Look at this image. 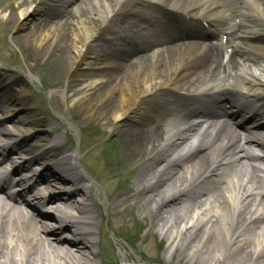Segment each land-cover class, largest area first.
Returning <instances> with one entry per match:
<instances>
[{
    "label": "bare ground",
    "instance_id": "6f19581e",
    "mask_svg": "<svg viewBox=\"0 0 264 264\" xmlns=\"http://www.w3.org/2000/svg\"><path fill=\"white\" fill-rule=\"evenodd\" d=\"M90 1L97 22L92 24V18L78 21L74 29L63 16L78 0H0V14L15 4L4 20L6 25L29 26L25 35L15 39L27 50V69H31L29 60L40 54L48 66L71 61L70 73L97 48L95 62H86L99 71L97 79H90L78 89L72 82L59 96L74 103L76 114L69 118L74 124L66 123L71 133L87 128L85 117L97 125L106 122L115 132L111 142H104L93 152L82 147L64 150L59 145L40 152V144L48 140L41 136L43 133H29L42 128L43 121L34 116L12 118L20 125L13 127L8 125L11 115L0 116V136L14 142L6 153V146L0 148V168L11 165L20 176L29 175L52 158L61 167L83 171L82 181L87 187L52 196V182L65 180L46 165L41 173L19 179L16 186H22V191L17 196L1 193L0 188V264H111V258H107L109 262L106 257L99 259L107 250L100 247L102 226L106 223L112 232H118L121 225L126 228L132 207H136L141 221L149 218L151 236L160 234L169 244L166 253L170 262L164 264L176 260L177 264H264V125L259 127L255 118L245 119L228 110L202 118L187 108L196 99H181L180 95L154 102L153 109L169 107L168 122L165 112L151 109L152 117L150 111L143 112L146 102L139 103L151 94L167 97L171 93H192L215 98V104L217 100L219 105L240 106L234 99L246 95L235 81L231 86L224 83L235 78L231 76L234 72L251 86L257 84L256 80L264 82V55L260 53L264 51V40L261 44L257 41L259 46L250 52L241 48L238 60L231 57L226 63L219 48L198 29L193 30V37L198 38L194 41H175L176 36L167 33L168 38L147 47L127 41L122 31L108 40L105 37L110 29L105 36L99 34L98 44L89 46L90 38H84L104 25L122 0ZM153 1L219 27L225 25L220 0ZM43 5L47 7L42 10ZM240 15L247 25L238 36L244 45V34L245 38H254L264 33V0H248ZM132 16L139 23L145 18L142 12ZM254 67L261 69L260 75L253 72ZM205 87L208 90L204 92ZM0 92L9 104L22 99L14 94V83L4 87L0 83ZM13 109L12 115L17 110ZM0 113L5 115L2 106ZM229 122L232 127H228ZM191 139L195 144L182 154ZM16 156L18 161H14ZM102 191L107 194L103 200ZM28 192L35 193L36 205H51L53 209L61 204L58 208L66 216L58 221L51 214L37 213L32 208L28 211L24 201ZM71 218L78 239L69 234L67 224L63 225V220ZM132 223L137 227L145 224L134 218ZM115 224H119L117 228ZM177 233L179 240L174 237ZM140 238L141 245L146 246V236ZM120 248L119 264H145L135 258L134 252ZM142 255L141 250L139 257Z\"/></svg>",
    "mask_w": 264,
    "mask_h": 264
},
{
    "label": "rangeland",
    "instance_id": "374dc122",
    "mask_svg": "<svg viewBox=\"0 0 264 264\" xmlns=\"http://www.w3.org/2000/svg\"><path fill=\"white\" fill-rule=\"evenodd\" d=\"M78 1L79 2L76 4V6H71L68 9L67 14L63 16L64 22L66 23V21H68L69 28L74 29H76L78 21H85L89 18H92L93 20L91 21V23L95 24L97 21H95L92 12L95 8L94 4L91 3L90 0ZM14 7L15 5L12 4L10 6V9L7 13L4 14V16L0 14V83H4V85L10 81L14 83V94L22 99L18 103H10L8 105L9 107H6V114L1 116H6L7 114L11 115V123H9L8 125L12 126L18 125L17 122H12V118H20L21 120H23L25 117H38L39 119L43 120V122L45 121V126H42V129H39V131H44L46 134L52 137V141L53 136L57 134L53 131L54 125L60 126L61 129L58 131V133L62 136V138H64L63 134L66 130L68 132V135L71 136V133H69L70 130L65 125V120H69L71 114H76L73 110L74 103L71 102L70 99L63 100L59 96V94L61 92H66L68 84L72 82H75L77 84L76 87L78 89L81 84L87 83L90 79H97L96 74L99 71L97 69L88 67L86 62H95L94 55L98 53V50L95 49L97 52H94V50L91 51L88 58L83 62H78L77 68L73 69L70 73L69 71L71 70V61H67L66 65H62L60 63L57 65H53L54 67L52 65L48 66L46 64V58L42 57L40 54L34 59L29 60L31 69H27L25 66L27 50L24 49L23 46H20V44H17L15 42V39L21 35H25L29 30V26L21 28L14 25L8 26L4 23L5 18L10 15L9 12ZM136 7H138V4H136ZM125 8L129 9L130 7L126 6ZM139 8L135 9L134 7H132L131 10L132 12L139 13L142 10L140 5ZM41 9L43 10L45 9V7L42 6ZM126 11L127 10L122 12L125 13ZM145 19L149 20L150 17H145ZM134 23L136 24L138 23V21H135ZM98 30L99 26H97L93 30L90 35L91 37L86 36L84 40H88L90 38L89 43L92 44L95 40L94 34ZM71 54L74 55V52L71 51ZM84 55L86 56V53H84ZM13 64H15L16 66H13ZM63 66L65 68L64 71ZM262 89H264V85L259 88V91H261ZM148 100L155 101L156 99L149 97ZM0 101H2V98L0 99ZM27 102H29L30 105H26ZM22 103L24 106L22 105ZM130 106L131 104L128 107ZM151 106L152 105H150V103H148V107H146L145 104L143 106V112H146L147 110L150 111ZM14 107H16L17 110L15 114L12 115V113L14 112ZM84 123L85 126H87V128H84V130L88 132L89 140L92 138V134L95 135V137L101 136V138H98L99 140H97V142L95 143L97 144L98 149L102 147L104 142H111L115 138V132L109 130V127L105 124L106 122H102L97 125L95 123V120L89 117H85L83 119V124ZM101 129H104L105 132H101ZM94 132H96V134ZM72 141L77 147L80 145L78 141H75L74 137H72ZM92 141L95 142V139H93ZM61 142L63 141L61 140ZM83 145L89 147L93 144L91 141H84ZM115 158L119 159L118 153L115 154ZM132 182L133 178H131L130 184H132ZM10 189L11 187H8L7 191ZM31 200L33 201L32 196L30 197V201ZM30 205H32L33 207L35 203H30ZM131 211V216H127L126 218V228H122L121 225L118 232H112L108 228L104 229V227L102 229L103 235H106V239L102 238V247H106L107 250L105 251V254L109 255V258H111L110 261H112L111 263H120V247L122 246L125 247L129 252H134L137 256L135 258H137L139 261L144 262L145 264H164V262H170L169 254L168 252L166 253L169 244L165 240H162L160 234L156 238H153V236H151L153 234H151L149 218L141 221L136 207H132ZM133 218L134 220H137L139 224L145 222V224H142L143 227H137L138 225H134V223H132ZM118 225L119 224H115V228H117ZM143 236H146L147 238L146 246H142L140 243V241L142 240L140 237ZM174 237L175 240H179L180 233H177ZM118 245L120 247H118ZM141 250L143 254L142 258L139 257ZM102 256L105 255L102 254ZM172 264H177V260L173 261Z\"/></svg>",
    "mask_w": 264,
    "mask_h": 264
}]
</instances>
